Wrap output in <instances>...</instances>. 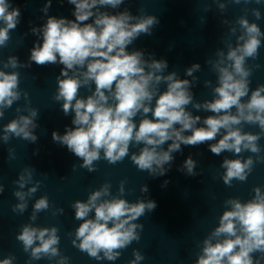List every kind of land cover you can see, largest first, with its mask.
Returning a JSON list of instances; mask_svg holds the SVG:
<instances>
[{"label": "clouds", "instance_id": "1", "mask_svg": "<svg viewBox=\"0 0 264 264\" xmlns=\"http://www.w3.org/2000/svg\"><path fill=\"white\" fill-rule=\"evenodd\" d=\"M74 5V20L48 16L52 0H46L41 11L45 22L30 32L38 37L30 49L27 62L15 55L0 60V120L5 111L22 98L25 103L17 106L16 117L2 126L0 141L8 143L12 137L35 144L38 109L31 107L29 94L20 88L18 68H30L50 64L63 65L56 77L57 89L53 99L61 102L64 115L74 113L72 125L63 134L52 132L53 142L66 146L67 150L82 160L79 167L88 172L96 171L101 159L116 164L129 156L130 146H140L130 159L140 171L150 177L164 176L170 170L175 157L184 146L208 143L216 156L231 152L238 158L224 157L220 167L224 169L223 183L231 186L233 180L245 182L257 162H264L260 155L259 141L264 136V84L250 90L253 68L247 66L249 59L259 56L264 32L247 15L239 16L229 28L225 41L227 51L218 48L215 59L206 60L216 74L217 81L205 80V87H212V99L195 101L192 87L198 81L195 73L201 71L199 63L185 69L180 78L176 71L167 72L166 59H156L143 50L128 51V46L141 35H151L159 24L155 15H133L127 8L111 14L101 8L118 9L125 0H67ZM221 12L229 3L261 4L262 0H214ZM247 12V10H245ZM256 20L261 19L259 8L251 9ZM92 19L91 23L87 21ZM21 21L19 7L10 0H0V48H6L11 32ZM223 24H229L227 19ZM238 26V27H237ZM235 37V44L231 37ZM42 41V42H41ZM259 68L260 65H254ZM4 69H12L5 71ZM93 85L94 90H93ZM161 85L165 90L161 91ZM86 88L90 94L80 95ZM154 102V103H153ZM212 115H193L188 106ZM26 113V114H25ZM151 113V118H149ZM139 116L137 125L135 118ZM256 125L258 132L243 130V125ZM200 125V126H198ZM190 133V134H186ZM219 137V138H218ZM218 138V139H217ZM170 141V143H168ZM167 143V148L164 145ZM245 151L255 154L239 158ZM39 149L33 151L38 155ZM9 157L14 158L9 149ZM197 161L189 155L178 171L187 176H196ZM73 169L76 168L74 164ZM35 169L25 167L14 181L17 188L13 195L18 201L12 211L23 214L29 199L39 190L42 181L34 179ZM63 179V177H61ZM126 181L121 180L117 194H112L111 183L105 182L91 191L86 200L71 204L74 219L81 221L75 228L71 243L81 252L97 261L117 260L133 241L141 239L144 225L137 221L146 213L154 211L157 203L152 199L139 198L130 202L124 198ZM168 180L162 186H167ZM5 186L0 183V194ZM141 193L149 191L146 184ZM254 196L241 201L230 197L224 201V210L216 226L202 241L194 264H261L264 261V190L253 188ZM47 195L35 200L29 216L30 223L21 226L16 240L22 243L23 251L32 260L47 258L56 264H68L69 257L61 254L60 236L56 226L35 225L38 214L50 208ZM57 208L53 215L63 214ZM254 253H260L254 257ZM129 264H139L144 255L133 249ZM14 255L0 259V264H14Z\"/></svg>", "mask_w": 264, "mask_h": 264}, {"label": "water", "instance_id": "2", "mask_svg": "<svg viewBox=\"0 0 264 264\" xmlns=\"http://www.w3.org/2000/svg\"><path fill=\"white\" fill-rule=\"evenodd\" d=\"M127 8L133 15H155L159 19L151 35H141L133 44L128 46V51L143 50L145 55L154 54L156 59H166L167 72L176 71L180 78L185 76V69L193 63L201 65V71L195 73L198 81L192 87L195 101L212 99V87H205L204 81H212L214 86L217 81L216 74L206 60L215 59L218 48L227 51L226 43L229 39V28L241 15H247L250 22H256L264 32V0L261 4H233L229 3L226 10L221 12L214 0H125L118 9L101 8L111 14L124 11ZM259 8L261 19L256 20L251 9ZM247 10V12L245 11ZM227 19L230 23L223 24ZM88 23L92 22L90 18ZM238 27V26H237ZM235 44V37H231ZM259 64V68L254 65ZM247 66L252 67L250 90L259 84H264V37L259 49L257 59H249ZM93 85V90H94ZM166 86L161 85V91ZM90 91L80 89V95L86 97ZM154 103V102H153ZM193 115L202 118L212 115L210 112L197 111L188 106ZM74 113L69 115V127L72 125ZM151 118V113H149ZM137 125L140 117L135 118ZM200 126V125H198ZM244 131L258 132L256 125H243ZM190 134V133H186ZM219 138V137H218ZM217 138V139H218ZM170 143V141L168 142ZM260 155L264 156V136L261 137ZM140 146H130L129 156L116 164H109L101 159L96 162L94 172H88L80 168L82 160L69 152V186H70V230H74L81 221L74 219V209L71 204L79 199L86 200L88 194L99 188L103 183H111L112 194H117L121 180L125 183L124 198L135 202L139 198L152 199L157 203L154 211L146 213L137 222L144 225L140 232L141 239L133 241L121 256L115 261L90 258L87 253L81 252L72 246L73 264H129L134 257L133 249L139 250L145 257L139 264H194L200 252L203 239L219 223V217L224 210V201L230 197H238L241 201H247L254 196L253 188L260 186L264 190V162H257L245 182L233 180L231 186L223 183L224 169L220 167L225 156L238 158L231 152H224L216 156L209 150L208 143L198 146L182 145V152L173 153L175 159L170 170L164 176L150 177L146 171H140L132 163L130 155L138 152ZM167 148V143L164 145ZM191 155L197 161L196 176H187L178 171L184 160ZM255 154L245 151L239 158L246 159ZM76 168L73 169V165ZM168 180L167 186H162ZM146 184L149 191L141 193L140 188ZM74 238L71 235V240ZM258 257L260 253H254ZM264 264V261L261 262Z\"/></svg>", "mask_w": 264, "mask_h": 264}]
</instances>
